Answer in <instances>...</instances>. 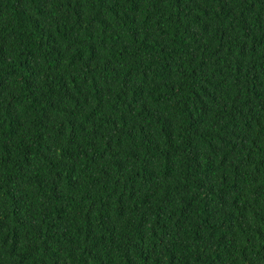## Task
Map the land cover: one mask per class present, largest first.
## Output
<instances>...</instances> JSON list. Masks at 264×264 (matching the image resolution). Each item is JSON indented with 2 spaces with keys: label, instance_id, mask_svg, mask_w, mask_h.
I'll list each match as a JSON object with an SVG mask.
<instances>
[{
  "label": "trees",
  "instance_id": "1",
  "mask_svg": "<svg viewBox=\"0 0 264 264\" xmlns=\"http://www.w3.org/2000/svg\"><path fill=\"white\" fill-rule=\"evenodd\" d=\"M0 264H264V0H0Z\"/></svg>",
  "mask_w": 264,
  "mask_h": 264
}]
</instances>
